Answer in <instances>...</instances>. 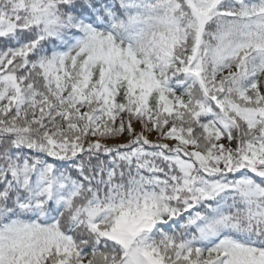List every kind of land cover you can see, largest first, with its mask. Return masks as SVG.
<instances>
[{
	"label": "snow or ice",
	"instance_id": "6c2138e0",
	"mask_svg": "<svg viewBox=\"0 0 264 264\" xmlns=\"http://www.w3.org/2000/svg\"><path fill=\"white\" fill-rule=\"evenodd\" d=\"M0 264H264V0H0Z\"/></svg>",
	"mask_w": 264,
	"mask_h": 264
}]
</instances>
